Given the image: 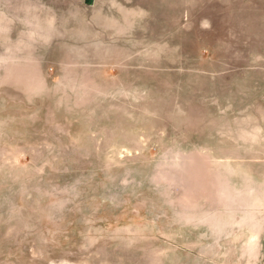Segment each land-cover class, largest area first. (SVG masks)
<instances>
[{
  "label": "rangeland",
  "instance_id": "rangeland-1",
  "mask_svg": "<svg viewBox=\"0 0 264 264\" xmlns=\"http://www.w3.org/2000/svg\"><path fill=\"white\" fill-rule=\"evenodd\" d=\"M264 0H0V264H262Z\"/></svg>",
  "mask_w": 264,
  "mask_h": 264
},
{
  "label": "crops",
  "instance_id": "crops-1",
  "mask_svg": "<svg viewBox=\"0 0 264 264\" xmlns=\"http://www.w3.org/2000/svg\"><path fill=\"white\" fill-rule=\"evenodd\" d=\"M83 2L84 5L86 6H94L97 3H104L105 6L110 5L113 0H81ZM262 264H264V259L262 261Z\"/></svg>",
  "mask_w": 264,
  "mask_h": 264
}]
</instances>
